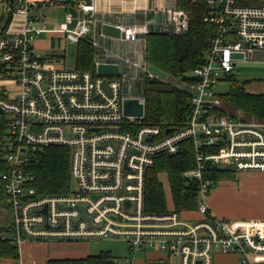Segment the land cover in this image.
Returning <instances> with one entry per match:
<instances>
[{
	"label": "built area",
	"instance_id": "1",
	"mask_svg": "<svg viewBox=\"0 0 264 264\" xmlns=\"http://www.w3.org/2000/svg\"><path fill=\"white\" fill-rule=\"evenodd\" d=\"M171 1L161 10L145 12L141 22L111 23L97 20L95 0H0V115L7 117L0 137V159L6 166L0 181L10 218L0 243H8L17 255L0 258V264H21L25 240L90 239L126 244L131 258L114 264H132L134 254L147 251L162 253L167 260L177 257L179 264H213L215 252L236 258L238 264H264V222L221 219L205 203L213 184L210 171L264 172V122L223 114L216 91L237 62L264 63V6L204 0L216 31L202 64L190 73L185 125L165 133L142 123L144 82L152 77L144 44L150 34L176 36L188 30V12ZM56 7L78 12L73 30L46 27L43 11ZM71 23L67 15L65 26ZM103 23L117 27L120 37L102 35ZM90 25L94 71L65 69L54 64L58 56L37 54L35 38L57 33L58 39L77 44L90 33ZM99 39L140 46L117 55ZM98 64L117 65L118 74L98 75ZM125 99L143 105L142 117L124 116ZM184 141L192 143L196 167L183 177L197 184L194 211L201 217L189 222L172 207L161 215L145 213L146 170L156 156L178 154ZM49 148L69 152L70 187L65 194L39 195L29 186L28 165Z\"/></svg>",
	"mask_w": 264,
	"mask_h": 264
},
{
	"label": "trees",
	"instance_id": "2",
	"mask_svg": "<svg viewBox=\"0 0 264 264\" xmlns=\"http://www.w3.org/2000/svg\"><path fill=\"white\" fill-rule=\"evenodd\" d=\"M242 4L243 1L240 0ZM177 8L189 14L188 30L181 35L150 34L145 37V62L149 69L163 73L167 78L191 83L190 73L202 64V56L216 31L209 20L208 8L204 0H176ZM245 5V4H244ZM76 55V69L94 71L93 49L90 42L80 40ZM230 87L220 95L223 114L242 117L246 120L264 122V94H250L234 75L225 78ZM143 124L159 126L162 130H176L185 125L189 113V93L164 79L146 78L144 82ZM5 126L0 124V137ZM196 167L192 143L184 141L180 151L174 156L158 155L154 165L145 173L144 211L151 215L167 213L169 207L160 175H165L170 205L176 212L194 211L197 207V184L183 177L184 172ZM6 166L0 159V173ZM29 186L39 195L55 196L65 194L70 187L69 152L62 148H49L40 153L28 165ZM213 184L217 181L233 179L234 173L226 169L209 172ZM0 207L5 208L3 183L0 181ZM6 227L0 233L7 232ZM16 251L8 243H0V258L15 259ZM115 258L109 252H100L84 259L49 260L46 264H114Z\"/></svg>",
	"mask_w": 264,
	"mask_h": 264
},
{
	"label": "crops",
	"instance_id": "3",
	"mask_svg": "<svg viewBox=\"0 0 264 264\" xmlns=\"http://www.w3.org/2000/svg\"><path fill=\"white\" fill-rule=\"evenodd\" d=\"M172 3L171 0H95L96 18L99 21H106L108 19L111 23L126 22L127 19L130 22H141L145 12L161 10L164 4L172 5ZM161 17L159 16V18ZM98 42L108 49L110 53L117 55L131 53L138 50L140 46L138 44L131 45L108 39H99ZM216 184H214L215 187L210 190L205 200L207 207L214 216L226 220L264 222V172L237 174L233 179L218 181ZM229 196L235 202H247L251 204L253 206L251 212L240 214L232 210L228 211L227 203ZM189 214L193 216L192 220L201 217L195 211L181 212L182 217ZM183 218L185 220L189 219L188 217ZM93 252L91 245L87 241L36 242L25 240L21 245L19 257L21 264H46L49 260L84 259L87 256L93 255ZM136 255H141V259L139 260L141 264H164L167 261L164 254L147 251L134 254L132 262Z\"/></svg>",
	"mask_w": 264,
	"mask_h": 264
},
{
	"label": "rangeland",
	"instance_id": "4",
	"mask_svg": "<svg viewBox=\"0 0 264 264\" xmlns=\"http://www.w3.org/2000/svg\"><path fill=\"white\" fill-rule=\"evenodd\" d=\"M89 2V0H83ZM245 5L250 6H264V0H242ZM2 9L0 7V16ZM45 15V19L43 21L46 23V27L50 30L58 29L59 27H64L66 29L73 30L75 24L78 20V12L73 8H64V7H56L45 9L43 11ZM67 15H71L72 23L65 26V18ZM90 33L83 40L93 41L94 33H93V25H90ZM53 40H50V38ZM59 35L57 33H53L48 36L43 35L41 37H37L34 40V47L36 48V52L40 57H46V55H56L59 58L54 59V64L63 66L65 69H75L76 68V55L78 45L76 43H71L65 40L64 38L58 39ZM59 62H56L58 61ZM148 73L152 75L153 78L164 79L166 82L172 85H177L181 89H186L188 87V83L181 80H172L167 78L163 73L156 72L152 69L148 68ZM232 75L236 78V80L243 86L245 92L250 94H264V63L262 62H237L236 66L233 68ZM151 77V78H152ZM146 78H150V76H146ZM229 83L225 79L219 81L216 86V91L219 95L226 94L229 90ZM6 115H0V124H3V121L6 120ZM185 173V172H184ZM183 173V174H184ZM235 176V174H234ZM160 181L162 182V186L164 189V193L166 196V200L168 201L169 207L170 205V192L168 187V182L165 175L159 176ZM218 182V181H217ZM215 182L214 184H216ZM212 184V190L215 185ZM217 186V184H216ZM210 193V192H209ZM228 199V198H227ZM228 211L232 210L233 212H238L240 214H246L251 212L252 205L247 202H235L234 200L228 199ZM188 217L187 221H193L192 215L183 216ZM182 217V218H183ZM8 219L6 210L4 207H0V228L3 230L6 227V220ZM184 219V218H183ZM198 219V218H197ZM196 220V219H195ZM1 234V233H0ZM87 242L91 245L93 249V255H97L100 252L109 251L110 254L116 258H131V256L127 252L126 244L118 239H90ZM137 254V253H136ZM141 259V255H136L132 264H141L139 261ZM164 264H179V260L177 257H171ZM213 264H238L236 258L232 256H225L219 252H215L213 255Z\"/></svg>",
	"mask_w": 264,
	"mask_h": 264
},
{
	"label": "water",
	"instance_id": "5",
	"mask_svg": "<svg viewBox=\"0 0 264 264\" xmlns=\"http://www.w3.org/2000/svg\"><path fill=\"white\" fill-rule=\"evenodd\" d=\"M101 34L113 39L120 37V30L110 24L103 23L100 26ZM231 58L241 59V54H231ZM96 73L98 75H117L118 66L112 64H98L96 66ZM123 114L126 117L139 118L143 115V105L137 99H125L123 101ZM172 129H167L165 133H168Z\"/></svg>",
	"mask_w": 264,
	"mask_h": 264
}]
</instances>
